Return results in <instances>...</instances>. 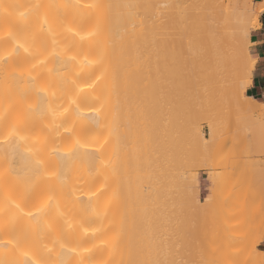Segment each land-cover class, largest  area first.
<instances>
[{
    "label": "bare ground",
    "instance_id": "obj_1",
    "mask_svg": "<svg viewBox=\"0 0 264 264\" xmlns=\"http://www.w3.org/2000/svg\"><path fill=\"white\" fill-rule=\"evenodd\" d=\"M151 1L152 5H155L154 10L150 8L152 5H150L149 0H146V2L145 0H0V264H177L175 262L178 261L177 256L184 254H178L176 260L172 257L174 243L177 242L178 238L175 239L176 241L173 239L177 234H174L175 231L171 233L170 226H173V223L171 224L172 214L169 211L176 212L180 207L179 209L176 207L177 210L175 207L168 210V206L171 207L173 203H170V205L167 203L170 197L169 194L176 193L179 189L176 188L175 184L174 186L172 184L178 175L174 173L177 176L173 181L174 174L173 176L170 174L172 170L167 172V175L163 171L165 167L168 169L169 165L166 166L162 161L157 162L155 158L150 160L152 149L157 150L160 155V149L171 144L174 139L170 140V137L163 132L165 126L161 128L160 124L154 120L156 118L153 119L151 115L148 116L154 121L151 120L152 124L156 122L155 125L150 126L151 123L149 120L147 121L146 113H144V116L147 122L144 121V124L147 127L143 124L141 119L144 116L141 117L140 114L143 113L141 111L144 110V106L140 105L137 99L140 95V101L141 97L144 96L142 95L144 85L145 88L148 87L151 90V86L147 85L148 80L145 79V61L140 60L144 48L149 49L147 42L148 49L143 46L145 44L144 37L146 36L145 39L148 41V35L150 36L151 33L148 31L147 34L145 29H150L152 37L157 38L149 37L150 44H153L150 47L153 49H149V52L154 53L155 57L151 54L156 59L154 61L160 63L157 57L161 58V62L163 61V63H160L161 67L158 65L160 69L156 68L159 75L156 72V75H152V69L153 66L156 67V63L151 67L150 64H152L153 59L146 60L143 57L146 63L147 61L149 63L148 70L151 68L152 71L149 70L147 76H150L151 80L154 77L157 78L156 80L153 79L154 88L157 84L159 87H157L158 91H156L155 99L156 102L159 101V110H162L164 116L172 114L174 111L177 115L176 112L178 111L176 109L178 107L184 109V107L175 105L174 96L182 94L181 92H190L194 93L196 104L197 99L199 100L197 108L201 106L203 108L199 110V113L203 111L200 114L201 118L199 117V119L196 115L198 121L203 120L204 113L213 116V113L210 112L211 105H214L213 107L221 105V101L226 96L227 100L232 101L231 97H233L235 102L240 101V109L249 120L264 123V101H258L244 94V89L255 63V59L248 55L246 44L250 42L251 31L259 25L258 15L263 10L264 1L247 15L245 14L247 11H241L243 8H241L239 1L234 2L235 0H231L233 3L230 0H212V3L208 1V4L204 3L203 0H170V2L169 0L167 2L161 0L165 3L158 0ZM155 1L161 6L164 5L165 11L161 10V6L158 7ZM180 1L182 3H179ZM183 1H185L184 4ZM177 2L179 5H177ZM145 4L150 6L147 8L148 10L146 9L147 11L144 7ZM149 8L152 9L150 10L152 15L154 11L160 13H154V16L151 17V19H154L155 15L156 17L159 16L157 20L155 18L154 22L152 20L154 26L150 24L151 20L145 22L144 14L145 16L146 14L149 15ZM159 8L160 10H158ZM250 19L252 20L251 25H246L247 20ZM176 28H180L179 32H176ZM142 41H144V44H142ZM142 63L145 65L142 66ZM240 70H245L244 80L241 79L239 83L235 84V78L237 79V73ZM142 79H145L146 83ZM155 82H158L156 86ZM223 87H228L229 89L226 88L228 92ZM118 88L121 91L124 89L126 100L123 101L124 106L121 105L122 102L120 104L117 101V98L124 100L123 95H119ZM203 91L205 92L201 96ZM208 91H210L211 97L208 95ZM198 92L201 93V98H198ZM206 93L207 95L204 96ZM120 96H122L121 99ZM191 96L193 97V95ZM239 96H244L246 101L241 103L242 100L237 99ZM130 97H134V100ZM129 98L131 102L133 101V106L134 101L140 105H135L140 112L135 109L134 113V107L129 104ZM202 98L206 99L207 104H205V101L203 104ZM182 101L185 100L182 99ZM223 101L222 104H224ZM125 102L127 104H124ZM140 103L142 104V102ZM128 104L131 115L127 120L126 117H129L127 113H130L128 108L123 109L125 115L120 107H125ZM158 105L155 106L156 110ZM206 106H208V109H206ZM140 107L142 109H139ZM149 107H151V104H149ZM205 109L206 111H204ZM120 111L124 115L121 124V126H124V128L121 127L122 132L126 128L125 132L128 133L131 126L133 129H130L132 134L129 133L132 137L134 135L135 138H139V143L141 141L142 145V147L139 146L141 147L139 149L142 150L143 148V154L138 157L137 163L134 165L132 162L134 166H129L127 163L135 158V153L132 158L130 157L129 162H127V159L125 160V158H128L127 154H130L129 151L131 150L128 151V149L133 146L131 144L133 139L130 142L131 145H129L124 140V133L121 139L124 140L125 148L127 144V151L125 152L124 148V155L119 153L121 148L123 149V145L121 146L122 140L120 139L122 133L119 134L121 131L119 128ZM160 114L162 113L160 112ZM181 115L178 116L182 120L184 117L180 118ZM157 119H160V117ZM166 119L161 118L163 125L168 121L170 122L171 116L167 121ZM195 119L193 122L197 121ZM126 120L128 125L130 124L129 127L125 126L127 125ZM129 120L131 123H129ZM171 122L175 121L171 120ZM147 123H150V127ZM191 126L192 129H190L194 130L193 125ZM191 126L188 125V127ZM172 127L173 125L170 129ZM183 129L185 130V128ZM179 131L181 130L179 129ZM129 133L127 137H129ZM170 133H174V131ZM193 138L195 137L191 139ZM191 139L190 141H192ZM178 141L184 143L182 137ZM185 143H188V141ZM179 144L177 146L181 147ZM197 145L194 146V150ZM149 148L151 149L148 150L150 154L144 156V150L147 154L146 149ZM135 149L134 147V150H132L137 152L138 149L137 151ZM201 152L199 151V154ZM195 153L192 156L196 158V155H198L196 150ZM131 154L133 153L131 152ZM188 157L187 159H191V157ZM175 158L177 159V157ZM175 158L172 159V164H175ZM195 158L194 160H196ZM209 159L208 161H210ZM216 159V162L213 160L214 164L211 162L212 159L210 161L211 165L207 163L206 180L212 195L216 192L214 186L219 185L220 187V183H224L220 177L223 172L218 166L224 167L229 163L226 162L228 160H226V156L223 158L217 156ZM228 161L232 162L233 160ZM191 162L194 163L193 160ZM193 163L189 164L190 167ZM235 164H233L234 167ZM169 168L173 169V166ZM230 168L224 172L229 177L230 173L228 171L230 172ZM168 173L169 177L171 176L170 179L167 177ZM231 174L233 175V171H231ZM190 175H192L191 172ZM218 177H220L219 183L217 182V180L219 181ZM166 178L169 181L172 180L170 183L171 186L175 187V190L169 185L165 186L168 183ZM179 178L181 177L179 176ZM261 185L258 186V190ZM235 186L238 188V184H235ZM168 187H171L173 192H170ZM243 188L246 191V187ZM240 189L235 190V192H238L237 196L240 195ZM251 190L252 188H250L249 193ZM186 191L189 194V188ZM257 193L259 191L252 195L253 197L247 194V196H250L248 201L254 199ZM222 194L224 193H221V199ZM226 195L227 193L223 197H226ZM159 196L163 201V203L160 202L161 204L158 202L159 199H156ZM162 196L166 198L162 200ZM171 196L173 197V194ZM187 196L190 195H185V197ZM247 196L245 195L246 198ZM152 197H154V202H158L159 206H155L157 203L150 206V202L153 201L149 202V200ZM175 197L174 195L173 200H175ZM230 198L232 197L230 196ZM189 199L186 203L189 202ZM224 199L223 201L227 198ZM233 199L235 198L233 197ZM238 199L241 198L236 197L235 200L238 201ZM252 201H250L251 206H254L258 200ZM232 202L234 203V201ZM205 203L202 206L203 208L206 207ZM178 204L174 203V205ZM242 204H239L240 207ZM222 205L219 204L218 207ZM240 207L239 209L237 207L238 210H234L237 214H239L237 211L240 210ZM203 211L201 210L200 214H204ZM213 211L215 212L214 208ZM213 211L209 213L210 216L214 213ZM218 211L213 216L216 217L219 214ZM182 212L183 210L179 211V213ZM258 212L257 214L253 213L254 215L250 216L251 219H248L246 211L245 217H248L246 220L255 219L254 216L257 217L260 213ZM261 212L264 213L262 210ZM173 214L179 215L177 212ZM260 216L261 214H259ZM189 217L190 215L186 218ZM230 219L234 220L233 218ZM230 219L225 223L235 221L232 222ZM207 220L208 218L202 221L207 223L209 221ZM256 220H261V217L255 219V222ZM261 221L259 222L262 223L263 221ZM236 222L239 223V221ZM246 223H242V226H246ZM174 225L177 226L176 223ZM206 225L209 224L197 226L206 229ZM202 228L200 229L203 232L205 229ZM213 228L215 227L213 226ZM225 228L226 225L221 227L224 230ZM259 228L263 229L264 232V225ZM212 231L211 235H207L210 242L214 239L211 238ZM238 232L235 231V234ZM249 233L251 232L249 231ZM252 233L251 235H253ZM255 236L258 237L256 234ZM182 237L179 239L181 240ZM189 237L186 234L185 239L188 240ZM191 238L190 240H192ZM233 238L232 241L228 239L229 245L231 244L230 241L236 240L235 237ZM217 240L220 241L217 237L214 242L217 243ZM181 242L183 241H180V244ZM184 243L188 244L185 240ZM184 243L181 245L183 247L187 246H184ZM189 243L191 242L189 241ZM195 243L197 242L195 241ZM224 243L226 244V242ZM176 244L173 252L175 255L177 254L175 250L178 248ZM195 245V248L199 250L200 248L197 246L200 244ZM250 245L252 244H249V246L248 243L244 244L243 248L245 250L239 246L244 250L242 256V251L240 255L236 256L239 264L242 263L241 260L244 262L247 259L249 261L251 259L252 264H262L260 260L264 254L259 258L257 254H254L258 252L255 246ZM245 246L251 248L248 249ZM212 247L214 246L212 245ZM205 250L196 252L202 253V256H204L207 253ZM193 251L195 252V250ZM221 251L223 250L218 251V253ZM236 251L234 250L237 254ZM246 253L249 254L248 257ZM218 255L222 254L219 253ZM240 256L243 259L240 260ZM255 256H257V259H255ZM204 258H206L205 261H208L210 257ZM190 260H187V264L191 262ZM198 260L200 261L199 256ZM214 260L211 263H215ZM228 260V258L223 259L221 264H232V261L228 262ZM205 261H202L203 264H207ZM225 261L227 262L225 263ZM249 261H246V263ZM179 262H181V259H179ZM192 262L195 264V260ZM202 262L200 263L202 264ZM211 263L208 261V264Z\"/></svg>",
    "mask_w": 264,
    "mask_h": 264
},
{
    "label": "rangeland",
    "instance_id": "obj_2",
    "mask_svg": "<svg viewBox=\"0 0 264 264\" xmlns=\"http://www.w3.org/2000/svg\"><path fill=\"white\" fill-rule=\"evenodd\" d=\"M159 2L161 1V0H158ZM168 0H166V2H167ZM177 1V0H176ZM182 1V0H181ZM179 2V3H182V2ZM185 1H188V0H185ZM185 1H183V4L185 3ZM190 1V0H189ZM204 1V3H207L208 4V1H209V3H212V0H203ZM202 1V2H203ZM231 1V0H230ZM233 1V0H232ZM231 1V3H233ZM237 1H239V4H240V6H241V8H243V9H241V11L243 10V11H247L245 14L247 15V13H250V11H252V10H255L256 8H257V6L260 4V3H262V1H264V0H235L234 2H237ZM145 2H146V0H145ZM144 2V3H145ZM149 2L151 3L150 5H152V1L151 0H149ZM148 2V3H149ZM154 2V1H153ZM156 2V1H155ZM158 2V3H159ZM161 2H164L165 3V1H161ZM169 2H170V0H169ZM168 2V3H169ZM167 3V4H168ZM178 3V2H177ZM176 3V4H177ZM179 3L177 4V5H179ZM155 4V3H154ZM156 4H157V2H156ZM166 4V6H168ZM183 4H180V5H183ZM158 5V7H159V5L160 4H157ZM163 5V4H162ZM147 6V7H146ZM155 6V5H154ZM153 5H152V7H150L149 6V4L147 5V4H145V10L148 8V7H150V8H153L154 7ZM161 6V5H160ZM164 6V5H163ZM163 6H161V10H163V11H165V9H164V7ZM246 7V8H245ZM149 8V11H148V13H149V15L148 14H146V16H145V14H144V18L146 19L145 20V22L146 21H148V20H151V25L153 24L152 23V20H153V22L155 21V18H156V20L158 19V17H156V15H155V18L154 19H151V17H153L154 16V13H155V11H154V13H153V15H152V11H150V10H152V9H150ZM156 8V7H155ZM157 9V8H156ZM148 10V9H147ZM146 10V11H147ZM153 10H154V8H153ZM158 10H160V8L158 9ZM158 10H157V12H158ZM263 10H264V2H263ZM263 10L261 11V12H259V15H258V20H259V17H260V15H261V13L263 12ZM162 12V11H161ZM144 13H145V11H144ZM150 14H151V16H150ZM155 14H160L159 12L158 13H155ZM148 16V17H147ZM150 22V21H149ZM148 22V23H149ZM251 23H252V20L250 19L249 21L247 20V23H246V25H251ZM146 24V23H145ZM153 26H154V24H153ZM153 29V28H152ZM151 29V30H152ZM145 30H147V34L149 33V32H151L150 33V36H151V38H153V39H157L156 37L154 38V36L152 37V31H150V29H145ZM176 30V32H179V30H180V28H176L175 29ZM149 31V32H148ZM154 31H155V29H154ZM153 31V32H154ZM146 35V34H145ZM154 35V34H153ZM149 35H148V41L145 39V38H147L146 36L144 37V41H145V44L143 43L144 41H142V44H144L143 46L145 47L146 46V42L149 44V49L150 50H152L150 47L153 45H151L150 43H151V40H149V37H150ZM150 41V42H149ZM154 42L156 43V41L154 40ZM155 46H156V44H155ZM143 47V48H144ZM147 47V46H146ZM148 47H147V49H148ZM154 47V46H153ZM246 47H247V49H248V55L250 56V57H252V54H251V51H250V42H248L247 44H246ZM142 48V49H143ZM156 48V47H155ZM146 50L145 48H144V52L142 51V53H143V55L141 54L140 55V58H141V56H142V59H140V60H142V61H145L144 63L146 64H144V63H142V66L143 65H145L144 67L146 68V77H145V79L146 80H148L147 82V85L149 84V87L151 88V90L150 89H148V87L147 88H145V85L143 86V89H142V95H144L143 97H141V100L139 101V97H140V95H139V92L141 91V89L138 91V102H139V104L140 105H142V106H144V110H142L141 111V113L142 114H140L141 115V117H143L145 114L144 113H146V115L145 116H147L148 118H147V121L149 120L150 121V123H147L148 124V126H149V124H150V126L151 125H155V123L154 124H152V122H151V120H152V118L154 119V117L156 118V119H154L155 121H157L159 124H160V127L161 128H163L164 126L166 127V129L168 130H166L165 129V127L163 128V132L164 133H166L167 134V136H169L170 137V140H172V139H174L173 141L175 142L174 144H173V141L171 142V144H169L168 146H166V147H164V148H162V149H160V155L158 154V151L157 150H155V149H146L147 150V154H146V151L144 150V156H146V155H148V154H150L151 153V159L150 160H152V159H154L155 158V161L157 160V162H163V164H166V166H168V169L165 167V166H163V167H165V169L164 168H162V169H164L163 171H165L164 173L167 175V172H169L170 170H172L171 172H170V174H171V176H173V174L174 173H176V174H174V176H173V181H174V178H175V176H177V179L175 178V183L173 182L172 184H173V186H174V184L176 185V188H179V189H182V190H179V189H177V191H176V193H174L173 191H172V189H171V187H173V186H171V183H170V181H172V180H170L169 181V179H170V177H169V173H168V178H166V179H168V183L165 185V186H167V185H169V186H171L170 188H169V190H170V192L172 191L173 193V197H174V195L176 196L174 199L175 200H173V197L171 196L172 194L170 193L169 195H170V197H169V201H167V203H168V205H170V203H173L172 204V206L171 207H169L168 206V210L169 209H171V208H173V207H177L178 209H179V207H180V209L181 210H183V212L182 213H179V211H181L180 209L179 210H177V208H176V212H177V214H179L178 216L176 215V214H173V213H176V212H173V210H170L169 212H170V214H172L171 216V218L173 219H171V224L173 223V226H170L171 227V233H173L174 231H175V235L176 236H174V240L175 239H177V242H179L178 244H176L177 242H175L174 243V248H173V252H174V249H175V244L177 245V247L178 248H176V255H175V253H173L172 252V257H173V259H175L176 260V256L178 255V254H183L184 255V257L182 258V256L183 255H179V256H177V260L179 261V259H181V262H179L178 263V261H175L177 264H187L188 263V261L187 260H190L191 262L193 261V260H195V264H201L200 262H202V261H205V259L206 258H204V257H210V258H208L209 260V262L211 263L212 262V260H214L215 258V260L216 261H218V262H216L215 260H214V262L215 263H211V264H221L222 263V261H223V259L224 260H226V258H228L229 260H228V262L229 261H232V264H239V262H238V258L236 257V256H238V255H240V253H241V251H242V253H241V256L243 255V252H244V250H245V248H243V246H244V244L246 245L247 243H248V246H249V244H252V245H254L255 246V248L257 249V251L258 252H256V253H254V254H257L258 256H259V258H261L260 256L261 255H263L264 254V232L262 231L263 229H260L259 227H263V222H264V220H263V217H264V213L263 212H261V210L262 211H264L263 209H264V123L263 122H252L251 120H249V118L248 117H246L245 115H244V113L241 111V109H240V101L238 102H235L234 100H233V97H231V94H230V97H231V99H232V101L231 100H227L225 97L226 96H224V101L222 100V98H223V96L221 97V100L223 101V103L224 104H222V101H221V105H219V103H218V105L219 106H216V107H213L214 105H211V111L210 112H212L213 113V116H215V117H213V116H210V114H205L204 113V115H203V117H202V119L203 120H201V121H198V118L200 117V114H202V112H200L199 113V110H201V109H203L202 108V106L201 107H198L197 108V104L199 103V100L197 99V97H196V99H197V104H196V100H195V96H194V93H190V92H187V93H185V92H181L182 94H176L175 96H174V102H175V100H176V103H175V105L178 107V106H180V107H184V109L183 108H181V109H179V107H178V109H176V111H178V112H176V114L177 115H175V111L174 112H172V114H173V116H172V114H166L165 116H164V114H163V112H162V110L160 111L159 110V105H158V100H157V102H156V91H158V84H157V86H156V83H158V82H155V88H154V78H152V80L150 79L151 77L150 76H147V74L149 75V70L151 71V68L148 70V67H149V63H148V61H147V63H148V65H147V63H146V60L148 59V60H152V64H150L151 65V67L153 66V64H155V68H154V66H153V69H152V71L154 72H152V75L153 74H155V72L157 71L156 70V68L157 69H160V68H158L159 66L158 65H160V63H163V61L161 62V58L160 57H157V58H159L158 60H160V63L158 64L157 62H155L154 60H156V59H154V53H150L149 51L150 50ZM146 50V51H145ZM148 52V54H146ZM156 53V52H155ZM146 54V55H145ZM154 56H152V55ZM151 55V56H150ZM156 55V54H155ZM158 56V55H157ZM143 57L146 59V60H144L143 59ZM153 57V58H152ZM150 58V59H149ZM157 60V61H158ZM154 61V62H153ZM150 62V61H149ZM147 66V67H146ZM143 67V68H144ZM160 67H161V65H160ZM243 67V66H242ZM145 68H144V70H145ZM144 70H143V72H144ZM148 70V71H147ZM159 71V70H158ZM243 71H244V73H243ZM240 70L239 71V73H237V79L235 78V84H237V82L239 83L240 81H241V79H243L244 80V77H245V70ZM141 73H142V68H141ZM143 74V75H144ZM156 74L157 75H159L157 72H156ZM155 74V75H156ZM239 74V75H238ZM144 75V76H145ZM151 75V76H152ZM144 78V77H143ZM145 79H142V80H144L145 81ZM157 78H155V80H156ZM141 80V84L143 83V81ZM151 81H152V84H151ZM183 81H185V80H183ZM144 83H146V81L144 82ZM199 83V81L197 82V84ZM143 85V84H142ZM153 86V87H152ZM158 87V88H157ZM121 88V87H120ZM120 88H118V91H120V93H122V91L124 90V89H122V91H121V89ZM142 88V87H141ZM224 88V87H223ZM226 88H228V87H226ZM226 88H224V90H226L227 92H228V90L226 89ZM145 89V90H144ZM148 89V90H147ZM157 89V90H156ZM222 89V88H221ZM229 89V88H228ZM147 90V91H146ZM223 90V89H222ZM129 91H131L130 89H129ZM149 91V92H148ZM226 91H225V94H226ZM152 92V93H151ZM155 93V97H154V93ZM193 92V91H192ZM205 91H203L202 92V95H201V93L200 92H198V98H201V96H203V93H204ZM212 92H213V90H212ZM119 93V95H123V99L124 100H122L121 99V97L122 96H120V99L121 100H119V98H117V99H115V100H117V101H119L120 102V104H121V102H122V104L121 105H123V101H126L125 100V97H124V91H123V93L122 94H120ZM149 93H151V94H149ZM189 93H190V95H189ZM210 93V91H208V95L210 96L211 94H209ZM183 94H184V96H183ZM185 94H188V95H185ZM195 94H196V96H197V93H196V91H195ZM119 95H118V97H119ZM191 95H193V97L191 96ZM201 95V96H200ZM207 95V93L204 95V96H206ZM227 95V94H226ZM229 95V94H228ZM180 96V97H179ZM188 96V97H187ZM213 96V95H212ZM153 97V98H152ZM177 97V98H176ZM186 97V98H185ZM190 97V98H189ZM208 97V96H207ZM211 97V96H210ZM230 97H229V99H230ZM132 100H134V97H130ZM129 98V100H130V103L129 104H131L132 105V102H131V99ZM135 98V99H136ZM143 98H144V100H143ZM194 98V99H193ZM206 98V97H205ZM209 98V97H208ZM136 99V100H137ZM182 99L183 100H185V101H182ZM203 99V98H202ZM215 99V98H214ZM217 99V98H216ZM237 99H241L242 101H241V103H243V102H245L246 100L244 99V96L242 97V96H239V97H237ZM154 100H155V103H157V105H158V107H157V110L155 109V106H157V105H155V103H154ZM179 100V101H178ZM194 100H195V103H194ZM210 100V99H209ZM212 100H213V98H212ZM218 100H220L219 98H218ZM143 101H144V103H143ZM145 101H147V102H145ZM152 101H153V103H152ZM203 101V104H204V101L206 102L205 104H207V101H206V99L204 100H202ZM259 101V100H258ZM140 102H142V104L140 103ZM182 102V103H181ZM184 102V103H183ZM190 102H191V104H190ZM210 102H211V100H210ZM216 102V101H215ZM219 102V101H218ZM137 102L136 101H134V113H135V109H137L136 111H139L138 110V103L136 104ZM145 103H146V106H145ZM179 103V104H178ZM186 103H187V105H186ZM200 103H201V105H202V102H201V100H200ZM213 103H214V100H213ZM119 104V103H118ZM124 104H127L126 102L124 103ZM129 104L128 105H126L125 107H120V109H122V112H124V108H128V111L130 110V106H129ZM144 104V105H143ZM149 104H151V107H149ZM153 104H154V107H153ZM182 104V105H181ZM190 104V105H189ZM135 105H137V106H135ZM139 105V106H140ZM194 105V106H193ZM115 106H116V104H115ZM124 106V105H123ZM187 106V107H186ZM195 106H196V108H195ZM204 106V105H203ZM133 107H132V109H133ZM137 107V108H136ZM207 108L206 109H208V106H206ZM116 109L118 108V107H115ZM187 108V109H186ZM213 108V109H212ZM131 109V110H132ZM139 109H142V107H140ZM161 109V108H160ZM206 109L204 110V111H206ZM186 110V111H185ZM118 111H119V109H118ZM126 112H127V109L125 110ZM133 111V110H132ZM179 111H182V112H180L179 113ZM130 112V111H129ZM140 112V111H139ZM159 112V113H158ZM160 112L162 113V114H160ZM119 113H121V111L119 112ZM125 113V112H124ZM123 113V114H124ZM154 113V114H153ZM183 113V114H182ZM189 113V114H188ZM197 113V114H196ZM199 113V114H198ZM127 114H129V117L127 116L126 117V119L128 120V118H130V115H131V112L130 113H127ZM182 114V115H181ZM215 114V115H214ZM121 115V117L119 118L120 119V126H119V128H120V133L119 134H121L120 135V139H121V136L123 135V133H124V140H125V142L126 143H128L129 145H133L136 149H135V151H137V149H138V151L137 152H134L133 150H134V147L132 148V147H130V149H128V151L129 150H131V151H129L130 152V154H127V157L128 158H125V160L127 159V162H129V160H130V157L132 158V155H134V153H135V158H132L130 161V163H127V165H129V166H131V165H135L136 163H137V159H138V157H141V154H143V148H142V150H140L141 149V147H142V145H141V141H140V143H139V138L137 137V138H135L136 136H134L133 135V137H132V128H131V126H130V129H132L131 131H130V129H129V131H128V133H129V137H127V135H128V133L127 132H125V130H126V128L124 129V132H122L123 131V129H121V127H123L124 128V126L122 125L121 126V124H122V120H123V116L124 115H122V113L120 114ZM125 115H126V113H125ZM143 115V116H142ZM151 115V117H149V116ZM160 115V116H159ZM164 117H163V116ZM168 115V116H167ZM178 115H181V117L180 118H182V116L184 117V118H182V120L181 119H179V116ZM186 115H188V116H186ZM191 115V116H190ZM194 115H195V117H194ZM196 115H198V118L196 117ZM212 115V114H211ZM134 116V115H133ZM143 117L141 120H142V122H143V124H144V121H145V119H146V117ZM170 116H171V119H170ZM176 116H178V118H176ZM115 117H117V116H115ZM160 117V119H157V118H159ZM192 117V118H191ZM209 117H210V120H209ZM212 117V118H211ZM218 117V118H217ZM219 117H220V119H219ZM161 118L162 119H165V118H169L170 119V122L168 121L165 125H163V120H161ZM196 118V119H195ZM201 118V117H200ZM199 118V119H200ZM206 118V119H205ZM124 119H125V117H124ZM133 119V118H132ZM167 119H166V121H167ZM177 119V120H176ZM190 119V120H189ZM194 119H195V121L196 122H193L194 121ZM205 119V120H204ZM213 119V120H212ZM215 119V120H214ZM126 120V122H127V125H125V126H128L129 127V125H128V121ZM159 120H161V122H162V124H161V122H159ZM171 120L172 121H175V122H171ZM147 121H145V123L147 122ZM153 121V120H152ZM165 121V122H166ZM215 121H217L216 123H215ZM154 122V121H153ZM164 122V123H165ZM176 122H178V124H176ZM179 122H181L180 124H179ZM186 122H188V123H190V124H186ZM192 122V123H191ZM213 123V124H210V123ZM117 123H118V120H117ZM129 123H131V121L129 120ZM171 123V124H170ZM123 124H124V122H123ZM118 125H119V123H118ZM145 125V124H144ZM163 125V126H162ZM171 125H173V127H172V129H170L171 128ZM185 125V126H184ZM188 125H193V127L195 128L194 130H191L192 129V126L191 127H188ZM146 127H147V125H145ZM149 126V127H150ZM128 127H127V130H128ZM118 128V129H119ZM183 128H185V130L183 129ZM191 128V129H190ZM179 129L181 130V131H179ZM189 130V131H188ZM172 131H174V133H170V132H172ZM191 131H193V132H191ZM195 131V132H194ZM117 132V131H116ZM197 132V133H196ZM118 133V132H117ZM125 133H126V135H125ZM170 133V134H169ZM179 134V135H178ZM185 135V136H182V135ZM172 135H174L173 137H171ZM179 136V138H177V136ZM130 136H131V139H130ZM182 137V140L184 139V143H182V141L181 142H179L178 140H180V138ZM123 137V136H122ZM192 137H195V138H193V139H191ZM127 138V139H126ZM130 140H129V139ZM188 140H187V139ZM192 140V141H190V139ZM132 139H133V141H132ZM136 139V140H135ZM176 139V140H175ZM178 139V140H177ZM117 140V139H116ZM122 140V139H121ZM124 140H122V144H121V146L123 145V149L121 148V146H120V148H121V151H119V153L121 154V153H123V154H121V155H124ZM118 141H119V138H118ZM132 141V143L130 144V142ZM138 142V144H137V142ZM180 143H178V142ZM188 141V143H185V142H187ZM198 141V142H197ZM200 141V142H199ZM118 143V142H117ZM134 143V144H133ZM169 143H170V141H169ZM192 143V144H191ZM199 143V144H198ZM136 144V145H135ZM181 145V147H179V146H177V145ZM197 145L196 147H198V148H200V150H198V148H196L195 147V150H196V152L198 153V155H196L197 157L195 158V156H192V154L194 155V154H196L195 153V150H194V146L195 145ZM204 144V145H203ZM119 145V144H118ZM128 145V146H129ZM141 145V147H139ZM183 145V146H182ZM200 145V146H199ZM175 146V147H174ZM193 146V147H192ZM204 146H205V148H204ZM171 147V148H170ZM187 147V148H186ZM193 149H192V148ZM126 148H127V144H126ZM125 148V152L127 151V149ZM140 148V149H139ZM175 148V149H174ZM182 148V149H181ZM185 148H186V150H185ZM189 148H190V150H189ZM117 149H119V148H117ZM133 149V150H132ZM173 149V150H172ZM148 150L150 151L151 150V152L150 153H148ZM155 152H154V151ZM159 150V149H158ZM172 150V151H171ZM142 151V152H141ZM164 151V152H163ZM167 151H168V153H167ZM171 151V152H170ZM178 151V152H177ZM199 151L201 152V151H203V152H201L200 154H199ZM128 152V153H129ZM131 152L133 153V154H131ZM170 152V153H169ZM140 153V154H139ZM154 153H155V155H154ZM163 154V156H162V154ZM190 153H191V155H190ZM203 153V154H202ZM119 154V156H121ZM139 154V155H138ZM169 154H172V155H169ZM126 155V154H125ZM156 155H159L158 157H154V156H156ZM165 155V156H164ZM182 155V156H181ZM190 155V157H191V159H187V157ZM200 155V156H199ZM168 156H170L169 158H170V160H169V158H167ZM200 158H199V157ZM217 156H221L222 158L224 157V156H226V160L228 159V160H233L232 162L231 161H226V162H229V163H227L224 167H221L220 165L218 166V168L223 172V174L220 176L221 177V179H223V182L224 183H220L221 184V188L219 187V185L217 186H214L215 187V194H211L210 193V190H209V185H208V183H207V180H206V176H207V169H208V165H211L210 163L211 162H213V160H215V162H216V158H217ZM125 157V156H124ZM161 157V158H160ZM164 157V158H163ZM166 157V158H165ZM172 157V158H171ZM175 157H177V159H178V161H177V159L175 158ZM180 157V158H179ZM182 157V158H181ZM184 157V158H183ZM190 157H188V158H190ZM173 158H175L174 160V162H175V164L173 163H171V162H173ZM186 158V159H185ZM194 158L197 160V162H196V160H194ZM208 158H210L209 160L211 161V159H212V161L210 162V161H208ZM140 159V158H139ZM160 161H159V160ZM164 159H166V160H164ZM182 159H183V161H182ZM200 159V160H199ZM185 160V161H184ZM193 160L194 161V163L193 162H191V161ZM198 160H199V162H198ZM234 160H236L237 162H235ZM132 162H133V164H132ZM152 162V161H151ZM172 164H170V163ZM152 163H154V162H152ZM190 163H193L191 166L192 167H190ZM201 165H200V164ZM207 163H208V165H207ZM236 163V164H235ZM155 164H156V162H155ZM159 164V166L160 167H162V165L160 164V163H158ZM157 164V165H158ZM185 164V165H184ZM213 164H214V162H213ZM213 164H212V166H213ZM233 164H235V167H234V165ZM133 165V166H134ZM179 165V166H178ZM196 165V166H195ZM228 165H230L229 167H228ZM173 166V169H170L169 167H172ZM182 166V167H181ZM231 167V168H230ZM229 168H230V172L228 171V173H230L229 175H230V177L229 176H227L228 174L226 173H224V172H226L227 170H229ZM234 168V169H233ZM175 172H174V171ZM231 171H233V175L231 174ZM178 172H180L179 174H178ZM190 172H191V174L192 175H190ZM193 172V173H192ZM262 172H263V176H262ZM225 175V176H224ZM232 175V176H231ZM179 176L181 177V178H179ZM187 176H189V177H187ZM223 176V177H222ZM261 176H262V178H261ZM220 177H218L219 178V181L217 180V182L219 183L220 182ZM226 177V178H225ZM185 180H184V179ZM180 181H179V180ZM181 179H183L184 180V183H183V180H181ZM187 179H190V180H187ZM192 179V180H191ZM225 179V180H224ZM262 179V180H261ZM181 181H182V183H181ZM186 181V182H185ZM190 181V183H191V185L189 186V184L190 183H188ZM198 181V182H197ZM226 181V182H225ZM165 182H167V181H165ZM193 182V183H192ZM226 183V184H225ZM216 184V183H215ZM224 184V185H223ZM235 184L237 185L238 184V188H236V186H235ZM260 184H262L261 186H260V188H259V190H258V186L260 185ZM177 185H179V186H177ZM232 186V187H231ZM234 186H235V188H234ZM225 187V188H224ZM240 187H241V189H240ZM243 187H246V191H248L247 193H246V191L244 190V188ZM184 188H189V190H190V192H189V194H187L186 192V189H184ZM222 190H220V189ZM233 188H234V191H233ZM250 188H252V190H251V192L249 193V191H250ZM255 188V189H254ZM261 188H262V190H261ZM185 190V192H184V190ZM230 189V190H229ZM237 189H240V190H238V191H240V195H238L237 196V193L238 192H235V190H237ZM248 189V190H247ZM253 189H254V191H253ZM259 191V193H257L255 196H254V199L256 198V196L258 195V197H257V199H255V201L256 200H258L257 202H255L254 201V199H250L249 201H248V198L250 197V196H252V195H254L256 192H258L257 190ZM173 190H175V187H173ZM228 190H229V193L230 192H233V193H228ZM261 190V191H260ZM180 191H182L183 192V194H182V192L180 193ZM218 191V192H217ZM245 191V192H244ZM256 191V192H255ZM224 193V194H222L223 196L227 193V195H226V197H223L222 196V199L220 198V195H221V193ZM262 194H261V193ZM180 193V194H179ZM219 193V194H218ZM236 195H235V194ZM182 194V195H181ZM247 194L249 195L250 194V196H247ZM183 195H184V197H183ZM185 195H190V196H187V197H189V198H187V197H185ZM229 195V196H228ZM242 195H244L243 196V198H242ZM245 195L247 196V198L245 197ZM209 196H211V197H209ZM213 196V197H212ZM230 196L232 197V198H230ZM237 198H241V199H238V201L237 200H235L236 199V197ZM233 197L235 198V199H233ZM253 197V196H252ZM150 198H151V196H150ZM161 197L159 196V197H156V199L158 200L159 199V204H161L160 202H162L163 203V201H161V199H160ZM164 198H166V197H163L162 196V200H164ZM185 198V199H184ZM212 198H213V201H212ZM218 198V199H217ZM226 200H225V199ZM246 199V201H244L245 199ZM187 199H189V202L188 203H186V201H188ZM216 199V200H215ZM223 199L225 200V201H223ZM243 199V200H242ZM261 199V200H260ZM184 200H185V204H184ZM193 200V201H192ZM215 200V201H214ZM254 201L255 203H256V205H254V206H251V202L250 201ZM150 201H153L152 203L150 202ZM183 201V202H182ZM207 201H210L209 203H205V202H207ZM217 201H218V204H217ZM220 201H221V203H220ZM229 201H231V202H228ZM232 201H234V203L232 202ZM240 201V202H239ZM252 201V202H253ZM260 201V202H259ZM149 202H150V206H153V204H155V203H157L158 204V202L157 201H155L154 202V197H152V199H150L149 200ZM223 202V203H222ZM246 202H247V204H246ZM249 202V203H248ZM174 203H179L178 205H174ZM204 203L206 204V207H202L203 205H204ZM243 203V204H242ZM259 203H260V206H259ZM157 204H155V206L157 207V206H159V204L157 205ZM212 204V206H210ZM221 205V204H223L221 207H218V205ZM239 204H242V206L240 207V205ZM174 205V206H173ZM185 205V206H184ZM215 205V206H214ZM227 205H229V206H227ZM238 205V206H237ZM249 205V206H248ZM154 206V207H155ZM200 206H201V210H204L203 211V213L204 214H206V216H204V214H200V212H201V210H200ZM209 206V207H208ZM247 208H246V207ZM256 206V207H255ZM258 206V207H257ZM153 207V208H154ZM183 207V208H182ZM190 207H191V210H190ZM229 207V208H228ZM234 207H236V208H234ZM237 207H238V209H239V207H240V210L239 211H237V212H239V214H237L236 213V211H234V210H236L237 209ZM184 208H186V209H184ZM213 208H214V210H215V212L213 211ZM254 208V209H253ZM257 208V209H256ZM259 208V209H258ZM212 209V210H211ZM229 210V211H225V210ZM232 209H233V212H232ZM237 209V210H238ZM252 209V211H250ZM219 210V211H218ZM187 211V212H186ZM211 211H213L214 213H216V211H218L219 212V214H217V216L215 217V216H213V215H216V214H214V213H212V215L210 216L209 215V213H211ZM223 211H224V213H225V215L223 216ZM247 211V213H248V217H245L246 215V213L245 212ZM256 211V212H255ZM260 213H259V212ZM184 212H186V213H184ZM205 212H207V213H205ZM250 212V213H249ZM257 212L259 213V214H261V220L263 221H261V220H256V222H255V219H260V217H259V214L257 215V217H256V215L254 216L255 217V219H253V220H248V219H251L250 218V216H253L254 214L253 213H255V214H257ZM229 213V214H228ZM262 213H263V216H262ZM195 214V215H194ZM242 214H243V217H242ZM250 214V215H249ZM176 215V216H175ZM185 215H187L186 217H188L189 215H190V217L187 219L186 217H185ZM198 215V216H197ZM208 215V216H207ZM232 216V217H229V216ZM234 215V216H233ZM182 216V217H181ZM228 218H227V217ZM214 217V218H213ZM237 217H238V219H237ZM241 217V218H240ZM245 217V218H244ZM253 217V218H254ZM174 218H175V220H174ZM177 218H179V219H177ZM193 218H194V220H193ZM208 218V222L207 223H204L203 221H205L206 219ZM230 218H233L234 220H232V219H230ZM239 218H240V220H239ZM246 218H248L247 220H246ZM213 219H214V222H213ZM216 219V220H215ZM229 219L233 222V223H230V222H228V224L227 223H225V221H229ZM187 220V221H186ZM203 220V221H202ZM242 220V221H241ZM245 220V222H247L246 223V226H242V223L243 224H245V222H243ZM199 221V222H198ZM236 221H239V223H237ZM259 221H261L262 223H260ZM181 222V223H180ZM184 222H185V224H184ZM192 222H194L193 224H192ZM218 222V223H217ZM224 222V223H223ZM242 222V223H241ZM177 224V226H175L174 224ZM201 223H204V224H209L208 226L206 225L205 227H206V229L204 230L202 227H198L197 225H201V226H203ZM222 223H223V225L225 226L226 225V228H225V230L224 229H221V227L223 226L222 225ZM171 224H169V225H171ZM212 224V225H211ZM216 224V225H215ZM235 224V225H234ZM191 225H192V227H191ZM230 227H229V226ZM260 225V226H259ZM213 226L215 227V228H213ZM250 226H251V228H250ZM174 227H176V228H174ZM179 227V228H178ZM182 227H184V228H182ZM188 227V228H187ZM197 227H198V229H197ZM217 227H219V228H217ZM236 227H238V228H236ZM200 228H202L204 231V234H203V232H202V230L200 229ZM211 228H213L212 230H211ZM187 229H190L189 231L187 230ZM241 229H242V233H241ZM192 230V232H190ZM227 230H229L231 233H228L227 232ZM254 230H256L255 232H253ZM201 231V232H200ZM211 231H212V236H211V238H214L215 239V241H216V239H217V237L220 239V241L219 240H217V243L216 242H214V239H213V241L212 242H210V239L207 237V235L209 234V235H211ZM219 231H221L220 232V234H219ZM235 231L237 232V231H239L240 232V234H238V233H236L235 234ZM244 231V232H243ZM249 231L254 235H251V233H249ZM179 232V233H178ZM181 232V233H180ZM187 232H189V233H187ZM194 232V233H193ZM224 232H226V233H224ZM257 232V233H256ZM259 232V233H258ZM262 232V233H261ZM202 233V234H201ZM215 233V234H214ZM180 234H181V236H180ZM183 234V235H182ZM186 234H188L190 237H192L191 239L192 240H190V237L189 238H187L188 240H186L185 239V236H186ZM214 234V235H213ZM229 234V238L227 237V235ZM231 234V235H230ZM247 234V235H246ZM255 234L258 236V234H260L258 237H256L255 236ZM194 235V236H193ZM249 235V236H248ZM179 236V237H178ZM183 236V237H182ZM204 236V237H203ZM241 237V238H238V237ZM180 237H182V239L180 240L179 238ZM221 237V238H220ZM231 237V238H230ZM233 237H235V241H233V242H231L234 238ZM197 238V239H196ZM205 238H206V240H205ZM249 238V239H248ZM254 238V239H253ZM201 239V240H200ZM228 239H232L231 241H230V245L228 244L229 243V240ZM239 239H241V240H239ZM249 241H248V240ZM184 240L185 241H187L188 242V244H186V243H184ZM198 240V241H197ZM180 241H183V242H181V244H183L184 243V246L185 245H187V246H185V247H183L181 244H180ZM189 241L191 242V243H189ZM195 241L197 242V243H199L200 245H198L197 247H199L200 249L199 250H197L195 247H196V245L195 244H197V243H195ZM201 241V242H200ZM219 241V242H218ZM194 242V243H193ZM210 242V243H209ZM224 242H226V244L224 243ZM238 242V243H237ZM207 245H206V244ZM232 243H235V244H232ZM225 244V245H224ZM243 244V245H242ZM179 245H181V246H179ZM206 246V247H203V246ZM212 245L214 246V247H212ZM252 245H250V246H252ZM194 246V247H193ZM218 247V249L219 248H221L220 250H223V251H221V252H219L220 254H222V255H218L219 253H218V251H220V250H218L217 249V247ZM239 246H241V248H243V249H241V248H239ZM180 247V248H179ZM192 247V248H191ZM245 247H247V246H245ZM195 248V249H194ZM205 248H206V250H205ZM248 248V247H247ZM251 248V247H250ZM250 248H248V249H250ZM237 250L236 252H238L237 254L234 252V250ZM193 250H195V252L196 251H200V252H202L201 250H205L207 253L204 255V256H202V253H198V252H196V254H195V252L193 251ZM208 250V251H207ZM217 252H216V251ZM247 250V249H246ZM248 251V250H247ZM246 251V252H247ZM186 252V253H185ZM204 252V251H203ZM249 253H250V251H248ZM205 253V252H204ZM210 253V254H209ZM223 253H225V254H223ZM186 254H187V256H186ZM191 254V256H189ZM197 254H199L198 256H199V258H200V261L198 260V256H197ZM200 254H201V256H200ZM216 254V255H215ZM247 254V257H248V253H246ZM175 255V256H174ZM225 255V256H224ZM253 255V254H252ZM186 256V257H185ZM193 256V257H192ZM240 256V260H241V258L243 259V257H241ZM179 257V258H178ZM201 257H202V261H201ZM221 257V258H220ZM224 257V258H223ZM245 257V256H244ZM211 258H212V260H211ZM214 258V259H213ZM193 259V260H192ZM247 259V258H246ZM246 259H244V260H246ZM255 259H257V256H255ZM263 259V260H262ZM262 259L260 260L261 262H262V264H264V256L262 257ZM187 262H186V261ZM211 260V261H210ZM198 261V262H197ZM208 261H205V263H207L208 264ZM246 261H249V259H247ZM246 261H240V262H242L243 264L245 263V264H252L253 263V261L251 262V259H250V261L249 262H247L246 263ZM257 262H258V260H256ZM185 262V263H184ZM191 262L189 263V264H191ZM227 261H225V263H226ZM224 263V262H223ZM242 263H240V264H242ZM258 263H260V262H258ZM192 264H193V262H192ZM202 264H203V262H202ZM261 264V263H260Z\"/></svg>",
    "mask_w": 264,
    "mask_h": 264
},
{
    "label": "crops",
    "instance_id": "obj_3",
    "mask_svg": "<svg viewBox=\"0 0 264 264\" xmlns=\"http://www.w3.org/2000/svg\"><path fill=\"white\" fill-rule=\"evenodd\" d=\"M250 51L255 63L244 94L264 101V10L259 17V25L250 33Z\"/></svg>",
    "mask_w": 264,
    "mask_h": 264
}]
</instances>
